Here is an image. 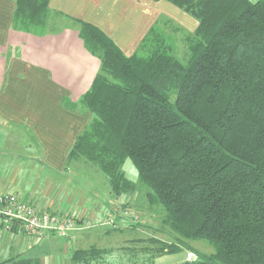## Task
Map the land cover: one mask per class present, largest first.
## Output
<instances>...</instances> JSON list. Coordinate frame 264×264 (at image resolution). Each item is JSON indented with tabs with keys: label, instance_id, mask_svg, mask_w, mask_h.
Listing matches in <instances>:
<instances>
[{
	"label": "trees",
	"instance_id": "trees-1",
	"mask_svg": "<svg viewBox=\"0 0 264 264\" xmlns=\"http://www.w3.org/2000/svg\"><path fill=\"white\" fill-rule=\"evenodd\" d=\"M154 1L199 22L184 63L155 31L128 57L97 27L73 19L102 63L80 100L92 118L67 169L79 161L95 166L119 200L136 190L123 170L130 160L177 235L163 253L203 240L215 253H193L189 264H264V1ZM49 2L17 0L14 29L44 34ZM113 253L91 246L72 260L113 264Z\"/></svg>",
	"mask_w": 264,
	"mask_h": 264
},
{
	"label": "crops",
	"instance_id": "crops-1",
	"mask_svg": "<svg viewBox=\"0 0 264 264\" xmlns=\"http://www.w3.org/2000/svg\"><path fill=\"white\" fill-rule=\"evenodd\" d=\"M16 5L17 0H0V194H16L62 215L99 216L101 210L108 216L111 204L73 194L64 180L68 153L92 118L80 100L102 63L73 19L97 27L128 57L152 31L172 54L179 47L185 55L199 22L168 1L50 0L46 31L38 35L14 29ZM97 228L76 233L73 242L54 235L34 240L23 232L3 234L0 264L23 258L74 264L73 252L89 248Z\"/></svg>",
	"mask_w": 264,
	"mask_h": 264
},
{
	"label": "rangeland",
	"instance_id": "rangeland-1",
	"mask_svg": "<svg viewBox=\"0 0 264 264\" xmlns=\"http://www.w3.org/2000/svg\"><path fill=\"white\" fill-rule=\"evenodd\" d=\"M167 40L171 41L169 38ZM174 50L173 55L184 63L185 55L182 54V48L180 50L179 47H175ZM123 170L127 178L136 186V190L117 200L111 193L106 178L95 166L79 161L73 162L68 169L64 180H67L73 194L83 197L91 195L92 199L95 197L96 201L104 207L109 204L112 207L124 206L140 220L134 223L130 219L118 217L115 220V228L106 227L111 233L104 232L105 229L101 228L91 231L89 247L114 250L112 256L107 257L113 264H183L195 256L193 253H196L199 259L215 253V249L203 240L185 241L182 244V251L176 254L163 253L162 245L176 242L177 239V235L170 227L162 223L165 210L161 206L150 203L147 197L149 189L139 180L132 161L128 160ZM99 213L101 214L99 218H107L105 216L107 212L100 210Z\"/></svg>",
	"mask_w": 264,
	"mask_h": 264
},
{
	"label": "built area",
	"instance_id": "built-area-1",
	"mask_svg": "<svg viewBox=\"0 0 264 264\" xmlns=\"http://www.w3.org/2000/svg\"><path fill=\"white\" fill-rule=\"evenodd\" d=\"M259 1V0H258ZM264 1V0H262ZM113 213L107 218H99L97 213L62 215L39 208L16 194H0V237L3 234L24 233L31 239L56 236L69 242L76 239V233L89 231L98 227L115 228L118 217L138 223V216L130 213L124 206L112 207Z\"/></svg>",
	"mask_w": 264,
	"mask_h": 264
},
{
	"label": "water",
	"instance_id": "water-1",
	"mask_svg": "<svg viewBox=\"0 0 264 264\" xmlns=\"http://www.w3.org/2000/svg\"><path fill=\"white\" fill-rule=\"evenodd\" d=\"M195 260H196V256H192L186 264H189L190 262H194Z\"/></svg>",
	"mask_w": 264,
	"mask_h": 264
}]
</instances>
